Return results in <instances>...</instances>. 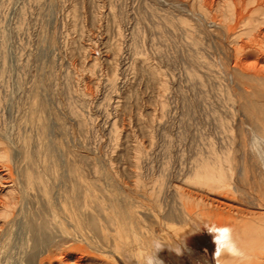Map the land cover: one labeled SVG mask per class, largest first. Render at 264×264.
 <instances>
[{"label": "rangeland", "instance_id": "1", "mask_svg": "<svg viewBox=\"0 0 264 264\" xmlns=\"http://www.w3.org/2000/svg\"><path fill=\"white\" fill-rule=\"evenodd\" d=\"M224 4L0 0V156L24 166L54 165L59 181L93 185L103 196L105 186L115 184L122 191L134 190L136 182L148 191L162 188L153 203L163 211L174 206L176 191L198 192L184 181L197 156L236 143L245 125L234 100L248 85L238 78L239 67L240 73L233 70ZM34 100L45 107L43 132L29 109ZM8 158H0V206L16 192ZM231 167L227 182L233 185ZM201 194L227 203L236 196ZM31 199L39 202L35 195L26 200L28 215L42 208ZM144 216L156 229L152 216ZM196 230L184 235L187 251L163 249L165 264H214L213 237L203 226Z\"/></svg>", "mask_w": 264, "mask_h": 264}, {"label": "bare ground", "instance_id": "2", "mask_svg": "<svg viewBox=\"0 0 264 264\" xmlns=\"http://www.w3.org/2000/svg\"><path fill=\"white\" fill-rule=\"evenodd\" d=\"M223 8L225 36L234 46L233 70L239 67L242 74L238 78L244 79L250 91L244 88L234 100L241 104L239 114L245 123L238 141L221 147L219 153L212 145L208 155L197 156L189 169L190 175L184 181L198 192L176 191L174 206L163 211L153 203L156 194L163 193L162 188L148 191L136 182L134 190L122 191L117 184L105 186L112 180L109 178L103 190L108 193L103 196L93 185L59 181L54 165L42 168L35 161L28 166L32 164L29 161L24 166L1 153L0 158L9 157L13 162L16 176L11 177L16 192L9 191L7 201L0 206V264H81L83 257L91 261L101 258V264H145L156 242L164 245L156 252V259L165 264L163 249L187 251L184 235L204 223L230 227L245 254L241 258L223 254L215 259V245L214 264H264V0H225ZM29 109L35 113L38 130L43 132L44 105L34 100ZM237 151L240 157L233 154ZM231 166L237 171L233 185L227 182L226 168ZM216 190H228L236 196L228 198L232 203H227L201 194ZM34 195L42 208L32 214L31 203H27L32 212L25 214L28 211L22 210L23 205ZM144 215L152 216L156 229L142 222Z\"/></svg>", "mask_w": 264, "mask_h": 264}, {"label": "clouds", "instance_id": "3", "mask_svg": "<svg viewBox=\"0 0 264 264\" xmlns=\"http://www.w3.org/2000/svg\"><path fill=\"white\" fill-rule=\"evenodd\" d=\"M203 228L213 237V243L216 245L214 258H218L223 254H227L236 258H241L245 254L240 250L236 244L233 236L232 229L228 226H217L211 223H204ZM198 228L196 231H198ZM164 245L156 242L153 246V251L147 257L145 264H161L156 259V252L159 251Z\"/></svg>", "mask_w": 264, "mask_h": 264}]
</instances>
